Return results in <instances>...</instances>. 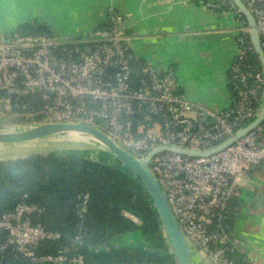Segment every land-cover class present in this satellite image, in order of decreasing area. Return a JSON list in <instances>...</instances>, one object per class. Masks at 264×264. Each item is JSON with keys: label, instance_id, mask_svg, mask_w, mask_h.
Instances as JSON below:
<instances>
[{"label": "built area", "instance_id": "1", "mask_svg": "<svg viewBox=\"0 0 264 264\" xmlns=\"http://www.w3.org/2000/svg\"><path fill=\"white\" fill-rule=\"evenodd\" d=\"M201 2L208 11L232 13L237 20L228 107L215 110L188 100L179 91L171 66L159 71L152 63H145L135 75L124 17L110 7L107 24L91 30L79 44L65 45L69 42L50 33H21L15 28L0 35V123L8 117L18 118L13 96L41 91V109L25 112V121L14 123H85L103 130L136 157L158 144L203 150L221 143L256 117L263 99L264 75L250 39V27L234 1ZM242 2L255 19L264 53V0ZM134 115L141 122H151V126H134ZM261 161L264 118L209 155L163 151L150 159V169L179 228L209 264H237L229 255L237 244L227 230V209L230 201L238 198L251 167ZM78 198L77 212L82 216L89 194L81 193ZM38 211L36 205L20 201L0 216V231L7 232L0 250H14L36 262L81 264L83 255L79 253H38L43 241L61 237L59 231L34 222ZM80 242L76 235L74 243ZM245 264L256 263L247 260Z\"/></svg>", "mask_w": 264, "mask_h": 264}, {"label": "crops", "instance_id": "2", "mask_svg": "<svg viewBox=\"0 0 264 264\" xmlns=\"http://www.w3.org/2000/svg\"><path fill=\"white\" fill-rule=\"evenodd\" d=\"M201 1L0 0V35L36 21L63 41L81 43L91 30L107 24V10L112 7L124 17L135 75L145 63H152L159 71L171 66L178 89L188 100L224 109L231 104L229 70L236 54L237 20L232 13L208 11ZM218 30L228 36L192 38L197 33ZM75 152L87 156L86 149ZM237 199L227 229L237 244L232 256L237 264L247 260L264 264V161L251 167ZM124 239L120 236L113 240L123 245ZM192 260L194 264H209L201 252H195Z\"/></svg>", "mask_w": 264, "mask_h": 264}, {"label": "trees", "instance_id": "3", "mask_svg": "<svg viewBox=\"0 0 264 264\" xmlns=\"http://www.w3.org/2000/svg\"><path fill=\"white\" fill-rule=\"evenodd\" d=\"M17 29L21 33L50 32L36 21ZM41 94L36 91L13 96V110L37 112L44 104ZM20 119V122L25 121L24 117ZM133 119L134 126L141 123L151 126V122H141L138 115ZM85 192L89 194L87 210L80 216L78 196ZM20 201L40 209L33 216L34 222L61 234L58 240L43 241L38 248L39 254L79 253L83 255L81 264H173L143 184L130 171L101 153L90 157L75 151H51L0 160V216ZM237 205V198L229 203L227 226L231 224ZM125 212L132 213L141 222L135 223ZM133 232H139L140 243L139 240L127 245L114 243V238ZM76 235L80 236L79 244L74 243ZM6 237L7 232L1 230L0 244ZM232 254L229 252L230 256ZM0 264L74 263L36 262L14 250H0Z\"/></svg>", "mask_w": 264, "mask_h": 264}, {"label": "water", "instance_id": "4", "mask_svg": "<svg viewBox=\"0 0 264 264\" xmlns=\"http://www.w3.org/2000/svg\"><path fill=\"white\" fill-rule=\"evenodd\" d=\"M238 11L246 20L250 27V39L253 44L255 53L263 69L264 75V53L260 46V39L258 30L256 27L255 19L242 2V0H233ZM228 36V33L223 31H207L192 35L194 39H220ZM79 43L69 42L65 45H75ZM264 118V90L263 99L259 112L256 117L242 126L233 135L214 147L208 149H196L186 148L184 146H178L173 144H158L150 148L143 156L136 157L134 154L123 148L113 138H111L103 130L78 122H49V123H14L11 124V131L0 132V143H21L44 138L48 136H54V134L66 133L75 136L76 134H85V136L91 137L99 144L105 147L98 149L97 153H101L104 157L120 165L123 169L130 171L138 180L143 184L147 194L149 195L152 204L154 206L156 215L158 217L165 241L167 243L169 254L173 260V264H194L192 256L195 255V250L186 237L182 233L178 226V223L171 211V208L167 202V199L157 181L154 174L150 169V159L157 153L163 151H173L188 156L209 155L217 152L236 139L240 138L248 131L258 125ZM204 120L206 117L203 118ZM5 127V125H3ZM8 127V126H6ZM142 238L139 236V232H133L125 235L124 244H130L133 241H138Z\"/></svg>", "mask_w": 264, "mask_h": 264}, {"label": "rangeland", "instance_id": "5", "mask_svg": "<svg viewBox=\"0 0 264 264\" xmlns=\"http://www.w3.org/2000/svg\"><path fill=\"white\" fill-rule=\"evenodd\" d=\"M24 114L25 112H19L18 118L15 120L9 119L8 117L5 121H2V123H0V132L11 131L12 129L10 125L14 124V122H20V117ZM5 116L7 117L6 114ZM3 125H5V127ZM102 147L105 149L104 146L91 139V137L87 135L85 136V134H76L73 136L61 133L21 143H0V160L23 157L30 153H47L50 151H62L66 149L71 151L86 149L87 156L96 157V154H98L97 152L99 151L98 149ZM126 216L137 224L141 222L140 219L136 221L129 213L127 214V212Z\"/></svg>", "mask_w": 264, "mask_h": 264}]
</instances>
